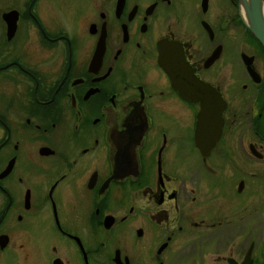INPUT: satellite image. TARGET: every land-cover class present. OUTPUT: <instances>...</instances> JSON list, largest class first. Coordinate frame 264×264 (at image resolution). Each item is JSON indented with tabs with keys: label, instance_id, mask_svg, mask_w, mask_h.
<instances>
[{
	"label": "flooded vegetation",
	"instance_id": "flooded-vegetation-1",
	"mask_svg": "<svg viewBox=\"0 0 264 264\" xmlns=\"http://www.w3.org/2000/svg\"><path fill=\"white\" fill-rule=\"evenodd\" d=\"M224 1L0 0V264H262L264 49ZM163 40L223 103L217 138Z\"/></svg>",
	"mask_w": 264,
	"mask_h": 264
},
{
	"label": "water",
	"instance_id": "water-1",
	"mask_svg": "<svg viewBox=\"0 0 264 264\" xmlns=\"http://www.w3.org/2000/svg\"><path fill=\"white\" fill-rule=\"evenodd\" d=\"M237 7L242 10L241 15L246 28L259 42L264 49V20L262 16V0H236ZM240 6L242 9H240ZM161 43V44H160ZM158 45V64L167 72L170 77L171 86L176 89L181 96L186 99L196 101L201 105L198 113L197 128H201L204 134L209 132L217 138L220 124V111L223 107L217 93L210 91L204 82L196 78L179 52L178 43L170 41H161ZM215 55L211 54L209 60ZM242 58L246 64H249L251 57L242 54ZM205 129V131L203 130ZM240 264H251L250 249L246 252ZM262 264H264V243L262 251Z\"/></svg>",
	"mask_w": 264,
	"mask_h": 264
},
{
	"label": "rangeland",
	"instance_id": "rangeland-1",
	"mask_svg": "<svg viewBox=\"0 0 264 264\" xmlns=\"http://www.w3.org/2000/svg\"><path fill=\"white\" fill-rule=\"evenodd\" d=\"M9 2H18L19 0H8ZM50 1H60V0H50ZM219 2V4L225 5V1L222 0H217ZM241 9V6H240ZM233 11H235V7L232 8ZM239 11V10H238ZM242 11H240L241 13ZM242 15V13H241ZM232 54H234L233 56V64H234V68H237L240 64H239V60H238V48L236 46H234ZM256 68H260V66L256 63ZM250 166V165H249ZM251 168V167H250ZM253 168L255 171H258L260 169L264 168V165H253ZM264 184V181H262ZM257 195L260 196V199L263 197L262 193L259 191L257 192V194H254L253 196H250L251 199H253L255 201V199L257 198ZM262 201V200H261ZM263 208H264V197H263ZM250 224V228L251 230H249V239H252L255 241V253L257 252L256 250L259 251V253H261V249H262V242H258L259 240V236L261 237L262 240V235L264 236V211L261 213L260 215V221L259 223L256 224V222L252 223V220H250L249 222ZM259 229V230H257ZM257 254V253H256ZM257 259H260V255L258 254Z\"/></svg>",
	"mask_w": 264,
	"mask_h": 264
},
{
	"label": "bare ground",
	"instance_id": "bare-ground-1",
	"mask_svg": "<svg viewBox=\"0 0 264 264\" xmlns=\"http://www.w3.org/2000/svg\"><path fill=\"white\" fill-rule=\"evenodd\" d=\"M264 3V2H263ZM241 9H242V7H241ZM262 16H263V20H264V5H262ZM242 11V10H241ZM243 12V11H242ZM242 15H244L243 13H242Z\"/></svg>",
	"mask_w": 264,
	"mask_h": 264
},
{
	"label": "trees",
	"instance_id": "trees-1",
	"mask_svg": "<svg viewBox=\"0 0 264 264\" xmlns=\"http://www.w3.org/2000/svg\"><path fill=\"white\" fill-rule=\"evenodd\" d=\"M264 2V0H262Z\"/></svg>",
	"mask_w": 264,
	"mask_h": 264
}]
</instances>
